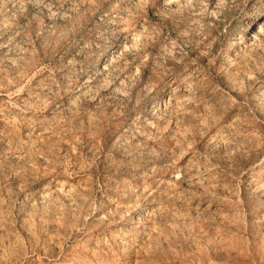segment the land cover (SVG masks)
Returning <instances> with one entry per match:
<instances>
[{"label":"rangeland","instance_id":"374dc122","mask_svg":"<svg viewBox=\"0 0 264 264\" xmlns=\"http://www.w3.org/2000/svg\"><path fill=\"white\" fill-rule=\"evenodd\" d=\"M0 264H264V0H0Z\"/></svg>","mask_w":264,"mask_h":264}]
</instances>
